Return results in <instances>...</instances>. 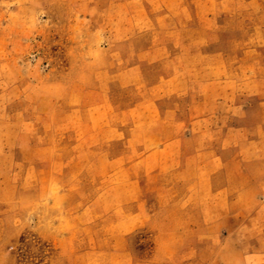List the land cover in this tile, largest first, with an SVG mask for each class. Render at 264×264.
Returning a JSON list of instances; mask_svg holds the SVG:
<instances>
[{
  "label": "rangeland",
  "instance_id": "rangeland-1",
  "mask_svg": "<svg viewBox=\"0 0 264 264\" xmlns=\"http://www.w3.org/2000/svg\"><path fill=\"white\" fill-rule=\"evenodd\" d=\"M121 5L119 0H0V125H13L9 135L1 126L0 136L14 145L13 175L0 179L7 184H0V264H264V193L242 194L230 209L223 195L215 200L208 193L205 181L206 192L199 201L194 179H189L194 158L181 156L189 147L207 149L208 143L220 140L232 143V134L224 137L219 130L183 142L197 131L182 124L206 115L211 104L229 100L223 90L232 89V81L221 82L212 94L207 80L232 75L228 63L233 51L240 53L232 49V40H246L222 35V60L217 65L210 57L197 67V55L190 51L185 70L189 80L175 82L173 90L207 91L205 100L193 93L162 98L157 100L159 109L172 113L133 115L128 110L134 104L149 101L140 97L143 88L105 81L100 73L102 62L112 55L109 51L106 56L102 48L117 51L120 42L134 36L132 28L141 25L139 19L124 16ZM262 6L250 7L240 25L253 31L247 74L264 77V68L256 65L264 60ZM127 9L133 13V8ZM230 20L224 25L232 26ZM91 88L97 95L86 97ZM248 88L264 90V82ZM256 106L249 116L239 115L240 120L264 124V109L258 114ZM219 112L217 119L223 122L225 113ZM159 118H166L171 128L144 124ZM133 122L139 123L134 131L116 129L122 124L132 127ZM165 138L173 139L170 160L162 154L154 162L134 165V157L155 150ZM86 139L94 144L86 145ZM253 150L264 153V143ZM123 168L138 173L142 193L137 197L146 204L141 216L185 218L194 223L182 226L187 240L159 242L147 226L117 224L134 213L127 209L134 195L123 192L128 177L125 174L123 183L118 176ZM255 169L264 170V163ZM171 170L173 177L166 178ZM171 205L172 209L158 208ZM198 219L217 224L198 226ZM198 233H204L206 241L196 240Z\"/></svg>",
  "mask_w": 264,
  "mask_h": 264
},
{
  "label": "crops",
  "instance_id": "crops-1",
  "mask_svg": "<svg viewBox=\"0 0 264 264\" xmlns=\"http://www.w3.org/2000/svg\"><path fill=\"white\" fill-rule=\"evenodd\" d=\"M119 2L126 12L124 16L139 19L141 25L136 26V29L132 28L131 33H134V36L125 38L123 42H120L117 46V51L110 50L109 47L102 48L101 51L106 56L109 51H112V55L111 58L106 59V63L102 62L100 73L105 81L123 82L127 87H133L136 90L143 88L144 93L140 97L149 98V101L134 104L128 110L133 115L142 114V112L143 114L149 112L148 114L155 115L158 113H172L166 107L159 109L157 100L191 96L194 90L188 89L184 93H178L173 90L175 82H188L189 80L185 70L189 65L188 56L190 51L197 55V67L203 66V61L210 57L217 59L214 60L216 61L215 63H212L217 65L222 60L220 54L221 46L218 43V39L222 35L224 37L226 34H232L235 37L239 36L240 39L246 40L242 43V40L239 42L232 40V49L236 50L238 48L240 51L239 54L233 51L232 62L229 61L228 63L232 66V75L228 74L225 78L214 77L207 80L212 83L208 87L214 88L212 94H216L217 87L221 82L232 81V89L223 90L224 95H227L226 98L229 100L217 102L214 105L211 104L208 106L210 109H208L209 111L206 115H202V117H198L194 121L187 119L182 124L185 129L197 131L196 133L192 132L189 138L182 139L183 142L192 141L195 137L198 138L199 134L204 135L205 131L219 130L224 137L227 134H232V143L220 140L219 142L208 143L209 147L207 149L204 147L200 149L198 147H189L184 150L185 153L181 156L183 158L188 157V159L189 156L194 158V172L189 175V179H194L192 183L196 185L199 201H201L202 194L206 192L205 181L208 184V193L215 200L217 199L216 196L220 198L224 196V202L228 204L230 209H232L234 204L238 203L242 194H252L254 190L264 193V170L255 169L258 164L264 163V153L260 150V153H256V150H253V147L262 146L264 143V124L262 122L240 120L239 116L242 115L244 117L252 114L254 104H257L255 108L258 114H261L264 109V90H251L248 88L252 83L264 82L263 75L247 74V67L252 65L250 62L252 59L246 55L254 50L252 49L251 36H249L252 35L253 31L250 26L240 25L248 9L254 4L263 5L264 0H119ZM129 7L133 8L132 14L127 13V8ZM225 19H232L229 21H232V26L224 25ZM247 38L249 39L248 42ZM237 45L240 47H236ZM256 65H258L259 69H263L264 60L259 59ZM110 68L113 71L111 79L108 77L111 73ZM144 81L148 84L142 83ZM203 81H205L204 78ZM104 88H107V91L104 90V97H106L108 95V86H104ZM87 91L86 97L97 95L93 88ZM219 91L220 93L217 94L221 95V90ZM193 94L195 97L205 100L210 93L205 91L203 94L199 92ZM103 107L107 109L109 105L107 106L105 103ZM146 107L147 109H145ZM219 110L221 112L223 110L225 113H223V117H225L223 122L217 119L221 115ZM138 124L133 122L132 127L123 124L117 125L116 129L124 131L125 128H128L134 131L136 129L135 125ZM144 124L150 126L160 125L161 129H169L172 125L166 118L154 119ZM1 126L8 130V135L9 130L13 129V125H0V128ZM101 126V129H103L104 125ZM121 134L123 133H119L118 140L124 145L126 141ZM238 134L240 135L239 138L236 137ZM56 142L59 144L61 140L58 139ZM172 142V138H165L164 141H159V146L155 150L152 148L141 154V157H134V165L139 161L154 162L157 160V156L162 154L165 156V161H167V157L170 160L172 158V153H170ZM93 144L92 139H86V145L92 146ZM0 148H3L0 149V179L10 178L13 175V140L7 137L3 139L0 136ZM125 174L128 177L126 182L127 190L123 188V192L134 195L131 203L127 205V209H133L134 213L130 219H125L124 217L122 220H118L117 224L119 226H147L155 231L153 236L159 242L172 243L187 240L182 226L194 223L187 222L185 218L174 219L173 217H166L163 220H158L152 216H141L146 204L137 197L138 194L142 193L137 177L138 173L134 169L126 170L123 168L118 173L123 183L126 180ZM147 174L149 176L152 175V170L148 171ZM164 176L172 178L173 171L166 172ZM0 184H4V187L7 185L2 183V181H0ZM1 188L0 186V191H2ZM262 201H264V198ZM158 208L172 209V205L168 207L159 206ZM212 208L215 209L216 206L213 205ZM123 209H125V206ZM119 210H122V208ZM137 211H140V213H137ZM196 224L205 226L208 224L214 225L217 222H206L204 219H198ZM198 235H200V238L196 240L200 242L206 241L204 233H198ZM172 254L170 253V255Z\"/></svg>",
  "mask_w": 264,
  "mask_h": 264
}]
</instances>
